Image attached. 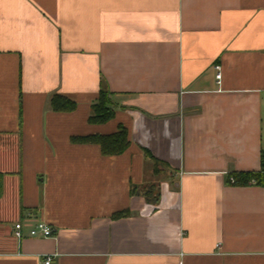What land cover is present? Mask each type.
Listing matches in <instances>:
<instances>
[{
  "label": "crops",
  "instance_id": "crops-1",
  "mask_svg": "<svg viewBox=\"0 0 264 264\" xmlns=\"http://www.w3.org/2000/svg\"><path fill=\"white\" fill-rule=\"evenodd\" d=\"M102 81L116 116L91 124ZM119 124L122 154L72 141ZM146 151L157 205L131 193ZM263 152L264 0H0V264H264V186L229 179Z\"/></svg>",
  "mask_w": 264,
  "mask_h": 264
},
{
  "label": "trees",
  "instance_id": "trees-1",
  "mask_svg": "<svg viewBox=\"0 0 264 264\" xmlns=\"http://www.w3.org/2000/svg\"><path fill=\"white\" fill-rule=\"evenodd\" d=\"M52 110L57 112H72L77 107V102L72 97L64 94L56 93L50 99ZM116 116V110L111 99V91L102 81L99 97L91 106V112L88 121L91 124H104L113 120ZM73 142L84 144H95L100 147L104 155H119L125 152L130 146L128 128L123 124H119L115 132L110 134L92 133L82 136L72 137ZM146 154L153 161V177L155 181L147 182L143 185H131V193L143 196L147 202L157 205L161 197V188L159 177L162 173L169 169V165L157 157L151 155L149 151ZM262 162L264 165V152L262 153ZM4 173L0 172V197L3 195L4 189ZM233 178V181L231 180ZM230 182L238 186H246L256 184L264 186V166L259 171H233L229 175ZM128 210L119 211L114 217H122L128 215Z\"/></svg>",
  "mask_w": 264,
  "mask_h": 264
},
{
  "label": "built area",
  "instance_id": "built-area-1",
  "mask_svg": "<svg viewBox=\"0 0 264 264\" xmlns=\"http://www.w3.org/2000/svg\"><path fill=\"white\" fill-rule=\"evenodd\" d=\"M215 69L217 71V78L220 79L222 76V72H221V66L220 65H216ZM231 180L233 181V178H231ZM24 223L23 222H18L15 225V235L18 238H21L23 236V229ZM30 230H29V235L32 237H42V238H51V237H55V229L52 225H50L48 222H46L45 220H40L38 222H36L34 225L29 226ZM52 262V256L51 255H47L45 257V264H51Z\"/></svg>",
  "mask_w": 264,
  "mask_h": 264
},
{
  "label": "rangeland",
  "instance_id": "rangeland-1",
  "mask_svg": "<svg viewBox=\"0 0 264 264\" xmlns=\"http://www.w3.org/2000/svg\"><path fill=\"white\" fill-rule=\"evenodd\" d=\"M151 169H152V165L150 163L149 166L146 168V179H148V181H147L148 183L150 181H155L157 179L155 177H152Z\"/></svg>",
  "mask_w": 264,
  "mask_h": 264
}]
</instances>
